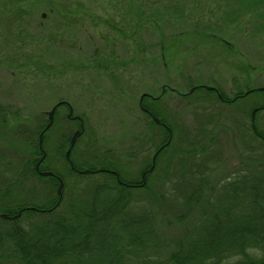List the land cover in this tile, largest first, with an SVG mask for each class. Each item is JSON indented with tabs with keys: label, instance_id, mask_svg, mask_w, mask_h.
<instances>
[{
	"label": "rangeland",
	"instance_id": "obj_1",
	"mask_svg": "<svg viewBox=\"0 0 264 264\" xmlns=\"http://www.w3.org/2000/svg\"><path fill=\"white\" fill-rule=\"evenodd\" d=\"M151 3L165 15L155 10L153 14L157 12L159 18H150ZM54 6L60 9H52ZM143 8L149 9L150 20L141 19L143 25L138 27L137 11L133 9V17L128 14L127 0H0V105L6 107L0 110V179L12 173L8 162L23 161L21 155L13 153L15 149L20 151L38 142L33 128L44 123L49 109L61 100L72 105L75 115L85 117L74 160L85 168H102L108 160L120 161L127 176L137 177L142 161L146 157L152 160L155 151L149 143V127L154 125H150L139 100L143 92L159 96L163 85L168 86L163 114L178 133L191 135L209 126L218 139L220 155L216 163H210L216 167L210 173V185L237 175L244 149L241 134H250L251 108L255 101L260 102L259 93L239 98L245 102L242 106L208 101V94L197 89L188 97L182 93L201 84L219 87L233 97L264 86V0H147ZM103 62H109L110 68L96 67ZM68 112L67 106L58 107V118L48 130L45 148L49 165L60 169L64 166L62 149L67 146L61 142L80 129L77 120L67 117ZM218 112L220 118H213L208 125L209 115ZM257 118L264 130V111ZM153 129L157 130L155 126ZM251 141L255 149L258 144ZM174 151L172 148V155L156 160L152 178L155 192H170L166 202L154 201L144 191L136 190L138 195L133 194L128 205L131 214L156 211L154 225L164 243L202 224L207 209L203 200L188 207L176 202L181 190L173 183L180 173ZM250 155L255 158V152ZM100 175L95 173L94 181L85 178L83 187L73 183L60 210L68 209L69 202H77L82 192L83 201L88 198L89 204L92 198L86 193L91 192ZM168 177L174 180L168 182ZM28 179L31 201H44L49 194L48 181ZM228 189L221 186L205 194L212 197V202L235 188ZM228 204L231 206L230 198ZM238 204L236 201V209ZM44 218H25L22 224L28 227ZM125 237L121 239L127 240ZM174 244L136 247L127 251L121 264H141L145 257L168 255ZM244 259L234 256L225 264Z\"/></svg>",
	"mask_w": 264,
	"mask_h": 264
},
{
	"label": "trees",
	"instance_id": "obj_2",
	"mask_svg": "<svg viewBox=\"0 0 264 264\" xmlns=\"http://www.w3.org/2000/svg\"><path fill=\"white\" fill-rule=\"evenodd\" d=\"M144 4L147 5V0H127L128 14L133 17V9L137 11L136 16L140 20L136 24V26L139 25L138 27L143 25L141 19L145 18V22L148 21L147 10L149 9L150 13L152 12L150 18L154 16L157 20L159 18L157 12H160V15H165L163 9H153L152 3L149 5V9H144ZM19 9L17 7L16 11L18 12ZM52 9L59 10L60 8L54 6ZM155 10L157 12L153 14ZM183 30L185 31V29ZM127 37L130 39L131 35H127ZM110 61L112 62L111 59ZM109 62L106 65L104 62L98 63L96 67H104L107 70L106 67L110 68ZM111 67L112 72L113 64ZM194 86L197 90L208 94L206 96L208 101L216 99L224 103V99L229 97L219 87L205 89L200 84ZM216 90L222 94L224 99L217 95ZM255 91L259 93L260 98V102H256L255 105L264 107V90L256 88ZM185 95L188 97V94ZM165 96V92H161V96L153 104H149L146 97L143 98V105L149 108L151 114L161 119V123H157L150 114L143 112L146 118L151 121L150 125L157 128L155 131L154 126L149 127L152 132L149 143L158 151L157 161L167 155H172L171 150L175 148L174 153L179 158L176 166L180 173L173 183L181 190L176 201L179 206L197 205L201 203L200 200H203L207 209L203 213L205 216H202L204 220H200L202 224L195 225L192 229L183 230L181 235L171 238L173 239L171 242H165L169 244V247L175 243L172 250L169 249L171 251L168 252V255L148 256L141 264H225L234 256L245 258L235 264H264V130L260 129L258 124L257 117L260 112L254 119L256 129L251 124L250 134L246 132L241 134L240 141L244 147L241 151L243 157L240 161L242 168L235 172L237 175L235 174L234 178L223 177L216 186H211L209 183L210 173L216 167L210 163H216L217 157L220 155L218 139L210 132L212 128L209 126L194 131L191 135L178 133L177 128L163 114V110L167 109L163 106ZM1 107L2 110L6 108L0 105ZM260 109L263 110V108ZM79 116L85 123V117ZM56 118H58V111L55 114L54 124ZM213 118H216L217 121L220 118V113H211L208 117V125L210 123L212 125ZM76 120L79 123L78 119ZM48 121L47 118L44 123L36 124L33 128L37 132L38 142H33L29 146L31 147L30 152L28 151L29 147L20 150L23 153L19 151V148L15 149L13 153L21 155L23 161L8 162L7 165L12 173L0 179V213L6 212L12 217L18 212H22L16 220L0 217L3 227L0 230V264H121L128 255L127 251L136 247L145 249L149 246L160 247L165 244L162 242L163 238L160 239V235L157 234L158 230L154 225V218H157V215L154 214L156 211L131 214L132 208L128 206L133 199V194L138 195L136 190L144 191L146 197L153 198L154 201L166 202L169 197L166 194H170V192L158 194L152 188L155 171L148 173L145 177V184L140 185L143 182L141 172L137 177H129L124 173L120 161L108 160L105 167H102L107 170L99 172L101 175L96 178L100 179L95 181L91 192L86 193L88 197L92 198L90 203L87 204L88 198L83 201L82 192L78 195L80 196L77 201L80 203L79 205L77 202H69L68 209L60 210L66 197L71 193L73 183L83 187L85 178L93 181L95 179L92 178L94 174H82L80 170L85 167L74 160V149L78 146V142L72 149L71 163L67 160L65 154L71 136L61 142L64 147L67 144L65 149H62L63 169L49 165V154L38 169L37 161L42 156V151L39 148V134ZM47 135L48 131L44 133V149L47 145ZM251 140L258 144L255 149L252 147ZM251 152H255V158L250 155ZM131 154V156L135 155V153ZM150 163L151 159L146 157L142 161V168ZM40 170H50L54 174L44 177L40 175ZM115 170L119 176L114 173ZM28 178L31 181L34 178L48 181L46 188L49 194L44 201H31L28 194ZM60 178L65 182L62 197L56 193ZM171 178L168 177L166 181L169 182ZM172 179L174 180V178ZM125 183L128 185L126 186ZM137 184L140 186H136ZM221 186L225 190H229L228 188L231 187L235 189L231 193L225 191L211 202L212 197L205 192L209 194V191L221 188ZM229 198L231 206L228 204ZM236 201L239 203L238 209H236ZM96 202L100 207H96ZM30 206H34L35 209H30ZM181 215L183 217V214ZM37 216H44L45 221L32 222L28 227L22 224L25 218L34 219ZM108 229L111 233L108 232ZM124 235L128 238L127 240L121 239ZM250 250L255 252L250 253ZM65 258L68 259L64 261Z\"/></svg>",
	"mask_w": 264,
	"mask_h": 264
},
{
	"label": "water",
	"instance_id": "obj_3",
	"mask_svg": "<svg viewBox=\"0 0 264 264\" xmlns=\"http://www.w3.org/2000/svg\"><path fill=\"white\" fill-rule=\"evenodd\" d=\"M43 16L45 17L46 16V14H43ZM205 88H207V89H213L214 87L213 86H210V85H205L204 86ZM260 89L261 90H263L264 88L263 87H260ZM192 90H194V88L192 89ZM249 92H251V91H248L247 93H249ZM147 93H143V95L141 96V98H143L145 95H146ZM140 103H141V101H140ZM57 106L58 105H55L53 108H51V110L49 109V111H48V116H49V122H48V124L46 125V127L43 129V131H42V133L40 134V136H39V144H40V150L41 151H43L44 149H43V134H44V132L45 131H47V129H50V127L53 125V123H54V117H55V112H56V108H57ZM73 112V108H71V113ZM256 111L254 110V112L253 113H255ZM76 117H78V116H74V117H72V118H76ZM154 119L157 121V122H160V118L159 117H154ZM83 131H84V129L83 128H81V129H77L74 133H73V135H72V138H71V141H70V145H69V147H68V149H66L67 151H66V158L67 159H70V155H71V152H72V149H73V147L75 146V144H76V142H77V138H79L81 135H82V133H83ZM46 155H47V153L44 151L43 152V155L41 156V158H40V160L39 161H37L38 163H37V167L39 168V166H40V164H41V162L46 158ZM156 157H157V154H155L154 155V157H153V160H152V165L150 166V168L148 169V172H152L153 170H154V166H155V163H156ZM106 169H104V168H100L99 170H92V169H90V168H85L84 170L82 169L80 172L81 173H83V174H90V173H94V172H98V171H105ZM115 172V174L117 175V176H119L118 175V172H116V170L114 171ZM52 174H54V172H52V171H50V170H42V171H40V175L41 176H51ZM146 176H145V174H143V176L141 177L142 179H143V183H142V185H144L145 184V182H146V178H145ZM64 180L62 179V178H60V183H59V186H58V188H57V192L56 193H58V195L60 196V197H62V194H63V190H64V187H65V182H63ZM125 185L127 186L128 184L127 183H125ZM30 209H35V207L34 206H30L29 207ZM21 214H22V212L20 211V212H18L16 215H13L12 217L8 214V213H6V212H3L2 214L0 213V217H2V218H4V219H10V218H13V219H17V218H19L20 216H21Z\"/></svg>",
	"mask_w": 264,
	"mask_h": 264
},
{
	"label": "flooded vegetation",
	"instance_id": "obj_4",
	"mask_svg": "<svg viewBox=\"0 0 264 264\" xmlns=\"http://www.w3.org/2000/svg\"><path fill=\"white\" fill-rule=\"evenodd\" d=\"M167 85H163V92L164 91H166V89H167ZM215 88H216V86H214ZM263 88H264V86H262ZM258 89V88H257ZM264 90V89H263ZM248 91H251L250 93H247ZM176 92H178V93H181V92H179V91H176ZM192 92V91H191ZM252 92H254V89H250V90H247V91H245V92H239V93H235L234 95H233V97H228V99L227 98H223V96H222V94L218 91V90H216V93H217V95L221 98V99H224V102L225 103H228V104H230V103H234L235 105H238V106H242V104H244L245 102H242V101H239V98H243L245 95H251V93ZM147 93V95H145L143 98H147V102L149 103V104H153L156 100H158L159 99V97L160 96H154L153 94H151V93H148V92H146ZM182 94H189V92L188 93H182ZM143 98H141L140 99V101H141V103H140V101H139V105H140V108L142 109V111L144 112V113H148V114H150L151 115V117H152V119H154V117H155V115H153V114H151L150 113V110H149V108L148 107H146V106H144L143 105ZM251 100V99H250ZM233 104V105H234ZM256 104V101L254 102V104L253 105H255ZM55 105H58L57 106V108H56V112L58 111V107L60 108V106H67V108H68V110H69V112H68V114H67V116L68 117H70V118H72V117H74L75 116V114H74V110H73V112L71 113V107H72V105L69 103V102H67V101H65V100H61V101H58ZM54 105V106H55ZM53 106V107H54ZM260 108H263V110L262 109H260ZM5 108H3V110H4ZM252 109V112H251V124H252V127L254 128V129H256V125H255V120L254 119H256V114L258 113V112H261V111H264V107H259V106H254L253 108H251ZM0 110H2V107L0 108ZM254 110L256 111L255 113H253L254 112ZM56 112H55V114H56ZM80 117V116H79ZM79 117H77V118H72V120H76V119H78V121H79V125H80V128H83V127H85V123H84V121L82 120V118L80 119ZM49 119V118H48ZM155 120V119H154ZM49 122V121H48ZM159 123H161V119H160V122ZM48 124V123H47ZM46 124V125H47ZM53 125H54V123H53ZM52 125V126H53ZM46 127V126H45ZM52 128V127H51ZM48 131V130H47ZM47 131H45V132H47ZM44 132V133H45ZM42 133V132H41ZM40 133V134H41ZM40 134H39V136H40ZM73 135V134H72ZM71 138L72 137H70V141H71ZM43 140H44V134H43ZM42 140V141H43ZM43 143H44V141H43ZM69 145H70V142H69ZM69 147V146H68ZM68 149V148H67ZM45 150V149H44ZM43 150V151H44ZM43 151H42V154H43ZM158 151H157V149H155V151H154V154L155 153H157ZM153 154V155H154ZM41 157V156H40ZM68 161H70V163H71V155H70V159H68ZM151 164H152V160H151V163L150 164H147V165H145L141 170H140V172H141V177L143 176V174H145V176H147V174L148 173H153L154 171H155V169H154V171L153 172H148V169L150 168V166H151ZM40 166H41V164H40ZM40 166H39V168L38 169H40ZM92 170H98V169H92ZM141 185V184H140ZM139 184H137L136 186H140Z\"/></svg>",
	"mask_w": 264,
	"mask_h": 264
}]
</instances>
